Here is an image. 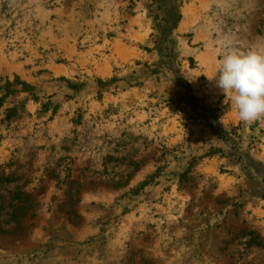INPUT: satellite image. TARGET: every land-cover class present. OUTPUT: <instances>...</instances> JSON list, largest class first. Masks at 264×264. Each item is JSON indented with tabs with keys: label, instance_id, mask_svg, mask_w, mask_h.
Returning a JSON list of instances; mask_svg holds the SVG:
<instances>
[{
	"label": "rangeland",
	"instance_id": "obj_1",
	"mask_svg": "<svg viewBox=\"0 0 264 264\" xmlns=\"http://www.w3.org/2000/svg\"><path fill=\"white\" fill-rule=\"evenodd\" d=\"M262 49L264 0H0V264H264V119L214 78Z\"/></svg>",
	"mask_w": 264,
	"mask_h": 264
},
{
	"label": "clouds",
	"instance_id": "obj_2",
	"mask_svg": "<svg viewBox=\"0 0 264 264\" xmlns=\"http://www.w3.org/2000/svg\"><path fill=\"white\" fill-rule=\"evenodd\" d=\"M214 78L225 94L224 103L230 100L242 122L264 119V49L247 54L226 52Z\"/></svg>",
	"mask_w": 264,
	"mask_h": 264
},
{
	"label": "trees",
	"instance_id": "obj_3",
	"mask_svg": "<svg viewBox=\"0 0 264 264\" xmlns=\"http://www.w3.org/2000/svg\"><path fill=\"white\" fill-rule=\"evenodd\" d=\"M17 79H16V83H20V80L19 79L17 80ZM22 86H23L24 92H29L32 90V87H30L26 83H22ZM12 87H13V83H11L10 81H7V84L5 87L6 92L2 97H0V108L4 105L3 102L12 94L11 92ZM13 111H15V109L8 110V115L12 113Z\"/></svg>",
	"mask_w": 264,
	"mask_h": 264
}]
</instances>
